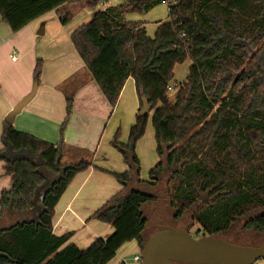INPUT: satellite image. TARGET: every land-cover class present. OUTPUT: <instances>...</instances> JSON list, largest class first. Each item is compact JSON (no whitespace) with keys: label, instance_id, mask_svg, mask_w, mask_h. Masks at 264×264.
<instances>
[{"label":"trees","instance_id":"trees-1","mask_svg":"<svg viewBox=\"0 0 264 264\" xmlns=\"http://www.w3.org/2000/svg\"><path fill=\"white\" fill-rule=\"evenodd\" d=\"M76 0H0V15L16 32L31 21ZM106 0H92L97 6ZM164 0H125L107 5L77 27L71 40L93 78L115 107L129 77L135 79L140 107L128 140H112L129 169L115 174L123 189L93 217L115 231L82 249L71 234L56 235V203L77 173L90 162L62 163L64 144L49 143L17 131L4 122L0 161L12 186L0 198V264H107L126 242L141 248L148 218L143 205L155 193L130 189L132 180L155 189L164 163L172 218L195 209L193 219L203 236H222L243 219L241 234L264 235V0H176L168 19L153 36L144 22L128 21L129 13H147ZM174 1V0H171ZM63 23L70 13L58 11ZM191 60L186 79L174 80L178 64ZM41 63L35 69L41 74ZM152 106V124L160 161L150 180H140L136 145L145 134L148 115H140L141 95ZM72 97L67 99L69 121ZM150 111V112H151ZM44 160L42 166L34 161ZM42 189V211L32 220L36 190ZM29 217V221H24ZM231 241V240H230ZM232 242L239 243L232 240Z\"/></svg>","mask_w":264,"mask_h":264},{"label":"crops","instance_id":"crops-1","mask_svg":"<svg viewBox=\"0 0 264 264\" xmlns=\"http://www.w3.org/2000/svg\"><path fill=\"white\" fill-rule=\"evenodd\" d=\"M79 1L82 0L50 11L16 32L12 31L0 15V148L3 147L1 135L5 118L31 91L34 79L37 78L36 65L40 62L42 70L36 94L15 116L12 125L17 131L49 143L57 144L62 141L64 164H76L80 161L92 164L72 179L56 203L52 219L54 234L69 233V242L85 249L97 239H107L115 231L112 224L93 215L123 189L115 174L124 173L129 166L112 144V140L123 126H126L127 130L129 128L130 132L138 114L140 97L135 79L129 77L116 106L112 107L86 67L71 40L72 32L84 22L83 18L73 27H69L62 22L58 12L70 13L72 19L71 6ZM91 1L84 0V4L91 6L88 5ZM162 4L167 6L164 2ZM108 5H111L109 1ZM168 16L158 19L156 28L159 21L168 19ZM126 19L144 22L147 30V21L142 19L139 13H129ZM42 21L45 22L44 34H38ZM147 33L154 35L148 31ZM68 97H72V111L64 132L61 133L62 123L67 116ZM122 140L119 141L125 143L128 138ZM136 153L140 164H143V154L146 153L139 142L136 145ZM157 154L147 165L148 177H140V180H150V171L160 161ZM169 170V166L164 163V171L159 174L162 179ZM11 186L12 178L5 171V162L0 161V198L1 193L9 190ZM135 188L155 190L145 184H139L137 179L132 180L130 185V189ZM150 207L151 203L143 205L145 216ZM11 222L12 220H0V228ZM151 227L147 224L142 233L144 240L151 235ZM239 238L240 243L252 245V240L262 239L264 235L246 232L240 233ZM141 249L136 239L128 241L107 264H141L134 259L136 255H141ZM255 264H264V259L256 261Z\"/></svg>","mask_w":264,"mask_h":264},{"label":"water","instance_id":"water-1","mask_svg":"<svg viewBox=\"0 0 264 264\" xmlns=\"http://www.w3.org/2000/svg\"><path fill=\"white\" fill-rule=\"evenodd\" d=\"M37 33L44 34V24ZM38 83V78H35L31 91L8 113L5 122L13 123L15 116L36 94ZM141 102L140 115H148L152 106L145 94L141 95ZM34 164L42 166L44 160L34 161ZM48 183L46 180L35 192L32 220H37L42 211V189ZM29 220V217L24 219ZM260 259H264V238L257 245L235 243L222 236L196 238L188 226L161 225L144 241L141 249V264H255Z\"/></svg>","mask_w":264,"mask_h":264},{"label":"rangeland","instance_id":"rangeland-1","mask_svg":"<svg viewBox=\"0 0 264 264\" xmlns=\"http://www.w3.org/2000/svg\"><path fill=\"white\" fill-rule=\"evenodd\" d=\"M87 1V0H85ZM108 1L110 2L111 5H119L121 3H123L125 0H106V4L105 3H101L97 6H86L84 3V0L79 1V2H75L72 4L71 6V10L73 11V17L72 19L68 20V22H66L67 25H69V27H73L80 18H83L84 23L89 22L92 17L94 16V14L105 8L106 5H108ZM168 7L163 5L162 3H160L159 5H157L156 7H154L152 10H150L147 13H139L142 17V19L146 20V26H147V31L149 33H151L153 35L155 29H156V21L158 19H162V18H166L168 16ZM43 23H45L44 21H42L40 23V27L43 25ZM80 24V25H82ZM39 27V28H40ZM191 64V60L188 59L186 62L182 63V64H178L175 68V77L174 80L171 82L172 84H174L176 81L178 83L184 81L188 75L189 72V67ZM173 96V93L172 95ZM152 114L153 111H151L149 113L148 116V122H147V126H146V130H145V134L143 135L142 138H140L138 140L139 144L143 146V151L146 154H143V164H141V169H140V177H148L149 175V169L147 168V165L154 159V155L157 154L156 153V147H155V131H154V127L152 124ZM135 121V120H134ZM129 128L127 130L126 126H123L122 129H120L119 134H118V139L120 141H123L122 138L124 139V141L128 138L129 136ZM137 142V143H138ZM158 156V154H157ZM159 158V156H158ZM64 163V162H63ZM170 171L163 177L162 181L160 182L159 186L157 188H155V190H152L150 192L155 193L156 197H157V202L155 203H151V206L148 209V212L146 213V216L148 218V225H151L152 227L150 228V234H153L155 231V227L153 225V217L155 215V210H161L162 208L165 210L164 215L160 214V212H158L157 214H159V218L161 220H163L164 222L169 221V219H171V216L174 213V209L170 206V200H169V184L167 182V178L170 175ZM195 211V209H192L191 211H189L184 219H181L179 221H177L178 224V228H181L182 226L186 225L189 227V231L190 233L196 237V238H200L202 237V231L200 229V226L198 223H196L193 219V212ZM244 220L243 219H238L233 227L225 234V238L226 239H232L235 241H238L240 243V238H239V234H240V230L242 229V225H243ZM231 240V241H232ZM262 239L259 240H252V245H257L259 244ZM243 244V243H240ZM251 245V244H248Z\"/></svg>","mask_w":264,"mask_h":264},{"label":"flooded vegetation","instance_id":"flooded-vegetation-1","mask_svg":"<svg viewBox=\"0 0 264 264\" xmlns=\"http://www.w3.org/2000/svg\"><path fill=\"white\" fill-rule=\"evenodd\" d=\"M155 202H157V198H156V200L154 201V202H152V203H155ZM156 212H155V215H154V217H153V225H154V227L156 228L155 229V231L156 230H158L159 229V226H161V225H175V226H177V227H179L178 226V224H177V221L176 220H174L173 218H172V216H171V219H169V221H167V222H164L163 220H161L158 216H159V214H157L158 212H160V214H163L164 215V212H165V210L162 208L161 210H155ZM186 225H184V226H182V227H185ZM181 227V228H182ZM188 229H189V227H188ZM154 231V232H155ZM178 264H182V263H178Z\"/></svg>","mask_w":264,"mask_h":264},{"label":"built area","instance_id":"built-area-1","mask_svg":"<svg viewBox=\"0 0 264 264\" xmlns=\"http://www.w3.org/2000/svg\"><path fill=\"white\" fill-rule=\"evenodd\" d=\"M163 2L167 4V6H168V10H169V11L171 10V6H172V4H173V5L176 4V0H174V1L164 0ZM14 58H15V57H14ZM175 85H177V83H176V84H172V83H171V84L168 85V89H169L170 93H173V91H174V89H175ZM134 259L137 260V261H139V262H141V255H136V256L134 257Z\"/></svg>","mask_w":264,"mask_h":264}]
</instances>
